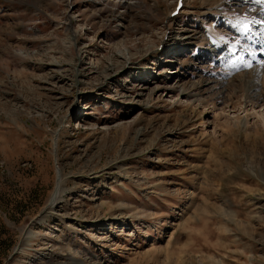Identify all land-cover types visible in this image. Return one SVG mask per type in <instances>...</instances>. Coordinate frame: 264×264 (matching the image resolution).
<instances>
[{"label": "rangeland", "instance_id": "rangeland-1", "mask_svg": "<svg viewBox=\"0 0 264 264\" xmlns=\"http://www.w3.org/2000/svg\"><path fill=\"white\" fill-rule=\"evenodd\" d=\"M177 6L0 0V264H264V0Z\"/></svg>", "mask_w": 264, "mask_h": 264}, {"label": "snow or ice", "instance_id": "snow-or-ice-1", "mask_svg": "<svg viewBox=\"0 0 264 264\" xmlns=\"http://www.w3.org/2000/svg\"><path fill=\"white\" fill-rule=\"evenodd\" d=\"M257 2H262V0H257Z\"/></svg>", "mask_w": 264, "mask_h": 264}, {"label": "bare ground", "instance_id": "bare-ground-1", "mask_svg": "<svg viewBox=\"0 0 264 264\" xmlns=\"http://www.w3.org/2000/svg\"><path fill=\"white\" fill-rule=\"evenodd\" d=\"M239 1H241V0H239ZM262 15H263V13H262Z\"/></svg>", "mask_w": 264, "mask_h": 264}]
</instances>
